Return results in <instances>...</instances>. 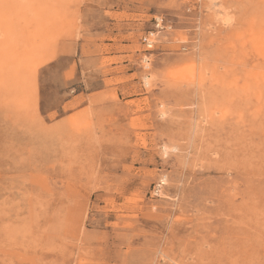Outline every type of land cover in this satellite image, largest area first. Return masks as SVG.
Masks as SVG:
<instances>
[{
  "label": "rangeland",
  "instance_id": "obj_1",
  "mask_svg": "<svg viewBox=\"0 0 264 264\" xmlns=\"http://www.w3.org/2000/svg\"><path fill=\"white\" fill-rule=\"evenodd\" d=\"M0 264H264V0H0Z\"/></svg>",
  "mask_w": 264,
  "mask_h": 264
},
{
  "label": "built area",
  "instance_id": "obj_2",
  "mask_svg": "<svg viewBox=\"0 0 264 264\" xmlns=\"http://www.w3.org/2000/svg\"><path fill=\"white\" fill-rule=\"evenodd\" d=\"M157 26H159V20H157ZM146 42H148L149 40L147 38H145ZM150 46V45H149Z\"/></svg>",
  "mask_w": 264,
  "mask_h": 264
},
{
  "label": "bare ground",
  "instance_id": "obj_3",
  "mask_svg": "<svg viewBox=\"0 0 264 264\" xmlns=\"http://www.w3.org/2000/svg\"><path fill=\"white\" fill-rule=\"evenodd\" d=\"M53 53V52H52ZM53 57V56H52ZM49 58V57H48ZM46 60H48V59H46ZM43 62H44V60H42ZM41 62V61H40ZM35 72V71H34Z\"/></svg>",
  "mask_w": 264,
  "mask_h": 264
}]
</instances>
